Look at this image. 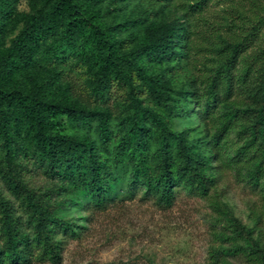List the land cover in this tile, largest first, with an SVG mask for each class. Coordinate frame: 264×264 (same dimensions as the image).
I'll list each match as a JSON object with an SVG mask.
<instances>
[{
  "label": "rangeland",
  "instance_id": "1",
  "mask_svg": "<svg viewBox=\"0 0 264 264\" xmlns=\"http://www.w3.org/2000/svg\"><path fill=\"white\" fill-rule=\"evenodd\" d=\"M76 1L87 27L104 34L102 46L111 57L134 58L133 51L140 49L135 65L140 87L164 79L175 97L187 99L183 117L175 118L172 127L183 135L194 156L210 158L213 186L206 196L185 190L171 207L117 199L103 209L85 198L72 199L63 214L76 224L58 235L62 242L60 264H211L210 246L223 231L214 221L222 205L253 230L264 248V165L257 180L250 175L256 162L264 161V154L257 141L247 145L253 135L245 129L254 105L252 95L259 92V79H263L264 0H98L94 5ZM28 2L0 0V55L20 33ZM170 23L179 26L182 36L174 54L159 62L146 58L151 47L144 26ZM94 47L89 49L95 58ZM236 50L231 85L220 84L218 102L208 106L206 94L213 74ZM79 56L80 70L72 66V50L57 51L53 64L39 61L21 68L14 59L10 88L26 94L40 88L50 105L62 104L103 116V123L109 126L104 135L112 136L114 142L119 139L118 119L127 112L125 99L96 100L90 90L95 68L87 65L83 54ZM228 115L230 127L217 138L216 130ZM54 120L56 132L79 131L99 147L95 122L81 121L73 126L64 114ZM0 190L18 208L1 181ZM30 264L53 263L33 259ZM219 264L261 263L244 254H225Z\"/></svg>",
  "mask_w": 264,
  "mask_h": 264
},
{
  "label": "trees",
  "instance_id": "2",
  "mask_svg": "<svg viewBox=\"0 0 264 264\" xmlns=\"http://www.w3.org/2000/svg\"><path fill=\"white\" fill-rule=\"evenodd\" d=\"M2 14L0 7V17ZM144 33L151 47L146 58L158 62L170 58L182 41L176 23L147 24ZM104 40L99 29L87 27L76 0H29L20 33L0 55V181L18 205L0 190V264H30L33 259L62 263L58 235L76 224L63 214L74 198L88 199L95 208L103 209L117 199L171 207L181 192L206 196L213 186L210 158L194 156L183 135L172 127L175 118L183 117L187 99L175 97L164 79L140 87L135 68L140 49L133 51L134 58H114L102 46ZM92 46L95 58L89 49ZM64 50L74 52L75 69H81L80 54L95 68L90 90L96 100L125 99L127 112L118 119L119 139L114 142L112 136L104 135L109 126L103 123V116L50 105L40 88L34 87L30 94L10 88L14 59L21 68L39 61L53 64L57 51ZM237 51L214 72L206 94L208 106L218 102L220 84L231 85ZM260 73L263 79H259V92L252 95L254 105L245 129L253 135L247 145L257 141L264 154V66ZM58 114L66 115L73 126L95 122L99 147L79 131L56 132L54 117ZM231 120L228 115L219 125L217 138L224 136ZM263 165L264 161L256 162L250 171L252 179L257 180ZM218 210L214 221L223 231L210 246L211 264H219L225 254H244L264 264V248L253 230L227 205Z\"/></svg>",
  "mask_w": 264,
  "mask_h": 264
}]
</instances>
